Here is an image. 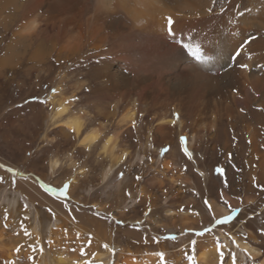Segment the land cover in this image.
<instances>
[{"label": "bare ground", "instance_id": "obj_1", "mask_svg": "<svg viewBox=\"0 0 264 264\" xmlns=\"http://www.w3.org/2000/svg\"><path fill=\"white\" fill-rule=\"evenodd\" d=\"M222 5L223 12L220 11ZM237 12L243 15H236ZM169 17L174 21V34L167 31ZM33 19L39 21L34 31L31 30ZM249 36L255 39L244 48L237 66L228 70L240 41ZM189 40L198 44V53L194 54L187 47ZM239 63L249 67L240 69ZM6 70L10 74L5 73ZM3 77L5 81L9 77L17 91L31 88L33 96L39 93L48 101L43 105L27 102L29 116L14 110L7 130H2L1 125L5 123L0 120L2 146L11 152L19 149L26 152L31 143L29 139L36 131L34 127L43 120L47 127L46 114L62 106L65 100H71L73 95L79 99L69 105V112L85 109L88 126L97 121H111L114 117L125 121L120 125L125 130L121 143L127 146L129 155L115 167L128 159L131 161L133 154L144 153L152 158L146 165L152 171L135 189L140 193L138 203L145 204L144 211L150 207L149 214L137 216L132 210L134 214L126 216L125 213L123 217L120 211L118 216L124 222L132 224L144 218V223H151L152 227L158 224L165 231L175 233L183 229L199 230L206 225V216L188 209L178 213L176 208V211L166 209L163 218L169 224L156 220V195H147L146 186L151 190L156 184L161 188L162 198L169 196L174 204L185 203L186 207H191L190 203L193 205L197 200L193 185L216 184L210 168L200 167L207 157L220 161L230 185L216 200L208 198L215 207L211 212L212 222L214 218L227 215L228 207L250 206L260 194L259 186L264 185V0H215V3L213 0H0V78ZM43 81L48 85L41 92L39 86ZM53 88L57 91L53 92ZM112 104H117L115 110ZM174 112L180 116L175 124L172 123ZM29 121L31 127L27 130L25 126ZM116 129L112 122L105 133ZM12 131H16L17 136ZM48 132L45 128L46 138H59L51 145L55 148L54 154L61 155L58 150L62 151L67 157V168H71L67 178L68 194L78 178L89 173L87 165L93 157L95 166H101L99 180L115 168L98 154V147L91 153L85 152L74 147L70 135L64 131L53 128L52 136ZM181 135L187 137V146L193 154L190 161L179 151ZM19 136L21 143H15L14 137ZM148 145L152 149H147ZM168 145H171L170 152L156 167L153 157L159 155L160 147ZM227 159L241 171V180L233 166L232 175L229 174L231 168L226 166ZM130 167L131 163H127L126 172H130ZM253 176L257 178L255 185ZM20 178L16 180V188L27 200L49 206L65 220L71 217L61 210L63 200L45 194L32 178ZM243 178L246 182L241 183ZM127 182L128 178L121 179L114 197L123 194L124 199L134 198L132 189L123 192ZM240 185H245L242 202L236 199ZM166 187L171 190L170 194ZM225 199L229 201L228 207ZM93 204L107 209L100 203ZM89 217L97 228L103 227L101 218L82 213L84 219L79 220L83 222ZM191 218L194 220L189 221ZM249 219L254 220V217L243 218L241 231L231 229L230 221L220 226L218 237H211L210 232L203 237L195 236L193 256L191 242L187 241L171 250L163 264H243V258L248 257L243 251L245 248L251 254V249L260 251L262 255L254 257L264 260V226H257V230L251 228L247 223ZM36 228L32 227L30 232L36 233ZM119 232L128 243L130 239V243H141L146 238L144 231L135 226L121 228ZM106 233L103 240L107 238ZM233 239L239 247L232 243ZM5 240L0 235V264H18L15 258L18 254ZM104 241L108 242V238ZM159 249L163 251L164 247ZM101 250L97 249L94 259L105 264L110 248L107 245ZM113 251V264H162L161 259L156 258V251L138 250L134 254L122 247L119 240ZM63 258H56L58 264L81 263ZM20 259V264H27L24 257Z\"/></svg>", "mask_w": 264, "mask_h": 264}, {"label": "rangeland", "instance_id": "obj_2", "mask_svg": "<svg viewBox=\"0 0 264 264\" xmlns=\"http://www.w3.org/2000/svg\"><path fill=\"white\" fill-rule=\"evenodd\" d=\"M6 72L9 73V71L7 70L5 71V73ZM9 74L7 76H9ZM10 81L11 79L9 77L6 78V81L4 77L2 79L0 78V120H3L4 122H2L5 123L4 125H1L2 130H7L10 123L9 119L14 118V110H17L18 112L22 111L27 116H29L30 110L28 109V107H26V101L32 102V97H38L39 100H44L42 94L40 95L39 93H36L37 95L33 96V94L35 95V93H32L31 88H26L23 90V92L17 91L15 89L16 87H14L13 84L11 85L12 81ZM47 85L48 84L46 82H44V84L42 85L40 84V91L42 92L43 90H45V87H47ZM38 103L39 102H37V104ZM41 105L43 104L41 103ZM5 118H7L6 121ZM45 124V120H43L40 125H36V127H34L36 131L32 138L29 139L31 143L30 145H28L29 151L27 150L26 152L23 151V149H19L18 151L13 152L7 150V147L2 146L3 136L0 134V164L6 166L5 168H0V170L4 173V175H0V178H2L0 179V235H2L4 239H6L5 241L7 242V245H12V248H14L13 250H15L16 254H18L15 257L16 260L19 261L18 264L21 263L20 258L23 257L25 258L27 264H58L57 259L59 256L64 257V260L71 263L81 261L80 264H99V262L94 259V254L99 248L102 249L101 251H104L105 244L109 246L110 253L105 257L104 262H106L105 264H113V250L118 240L120 241L122 247L124 246V248H127L128 250L134 252V254H136L138 250L141 252H146V250L156 251L155 255H157L156 258L158 259H160L158 253L164 251V259H166L167 255L171 254V250L180 248L188 241L191 242L193 256L195 250V246L193 243L195 241V236L203 237V235L201 236L199 235V233L203 232L205 228L211 229L210 233H212L211 237L213 238L218 237L217 235L220 234L217 231L220 229V226L223 225L214 226V221L212 222V213L215 210V207H212V213L209 212L204 205V200H208V198L215 199L222 190L227 192L228 188L223 187L224 177L215 172V168L220 166V161L211 160L210 157H207L206 161L204 162L201 161L200 167L210 168L213 182L216 184H207L200 186L193 185V193L197 200L194 201L195 204L193 205L192 203H190L191 207H186L185 203L176 205L169 200V196L162 198V194L159 193L161 188L159 189L158 185L156 184L151 187V190H149V188L146 186V188L148 189V193L146 192L147 195H156V198L154 197L156 199V212L154 213V218L156 220L160 221L161 223L166 222L169 224L170 222H167V220H164L163 218L166 209H173L174 211H176L174 209L176 208L177 213L179 211L183 212L188 209L191 210L192 213H196L199 216L201 215L202 217H207V224L201 227L199 230L183 229L181 232L175 233L171 231H165V229L160 227L158 224L152 227L150 225L151 223H144V218H142L139 222H134L132 224L128 223L127 220H125L124 222V220L119 218L120 216H118V212L120 211H122L123 217L125 216V213L126 216L134 214L132 210L136 212L137 216H140L142 213L144 215H148L150 212V207H146V210L144 211L145 204L138 203V197L140 193H138L139 191H135L137 183L141 184V182H143V180L137 181L135 179L136 175H143L145 179V177H149L148 174H150L152 171L151 169L148 170V168H146V165L149 162L147 159L149 154L145 155L144 153H139L137 156L133 154L131 161L128 159L121 166L115 167L108 175L107 180H105L103 183H101V180H99V172H101V166H95V163L93 162L95 161L94 157L89 160L87 167L90 166V168L88 167L90 171L86 174V177L78 178L76 183L72 186L71 192L70 194H68L66 200L63 196H61V200L67 202L72 209L71 214L66 210H64L63 213L67 212L65 216H71L73 220L71 219V217L69 219L66 218L65 220L62 215L56 213L54 210H52L51 213L48 212L47 209L50 208L49 206L40 205L35 201L33 202L27 200L24 195L16 188V180L18 177H21L20 179L22 180H26L24 178L27 176L29 178H32L33 182L35 183V180L33 178L38 176L45 183H49L53 186H62V184L67 181L69 174L68 171L71 172V168H67V162L65 161L60 168L55 170L54 173H50L48 168L44 165V160L46 159L51 149L53 152H55V148L51 147L52 144L46 146L40 152H37L35 150L38 142L41 144L43 143V141L39 140V137L41 134L45 133ZM30 127L31 125L29 121L26 123L25 129L28 130ZM12 133L14 136H17L16 131H12ZM48 134L50 136L53 135L51 131L48 132ZM14 139H16L15 143H21V136L17 138L14 137ZM58 139L56 140L58 141ZM26 145L27 143L24 144L23 147H25ZM148 148L149 150L152 149L150 145L147 146V149ZM32 151H34L35 154L30 157L28 153ZM58 151L62 155V151ZM162 158L163 157H161L160 155L155 156V158L153 157V159L157 161V163H155L157 165L156 167L160 165ZM141 160H144L143 165L140 163ZM231 162V159H227L226 166L229 165L231 168L232 165H235L234 162ZM127 163H131V173L126 172ZM7 168H13L16 170V172L10 173L7 171ZM234 169L237 170L238 167H235ZM231 170L232 168L229 170V174L232 175ZM184 171L186 174H189V171ZM120 172H124L123 178H128L127 184L123 186V192L132 189L135 194L134 198L126 197L124 199L123 194L114 197L116 188L112 187V185H114L118 181L120 186ZM126 173H128L127 176ZM238 174L240 175L241 171H239ZM242 177L240 175L239 179L241 180ZM226 178L228 181L227 175ZM243 181L244 178L242 179L241 183ZM89 189H92L90 193ZM165 189L166 192L170 194L171 190L168 187H166ZM237 189V192L239 193L238 195L241 196L243 195L242 191H244L245 185H240ZM258 189L260 190V194H258L257 197H254L255 202L253 201L250 206L243 205L238 207L240 211L237 213L233 221H231V229H239L241 231L240 223L242 222L243 218H246L247 216L254 217V220L249 219L247 221L251 228L255 227L257 230V226H259L260 228L262 227V225L264 226V185H260ZM227 194H229V192ZM93 202L102 204L107 208V211L103 210V208L101 207H98L97 204L94 205ZM218 203L221 204V201L219 200ZM25 205H27V208H25ZM76 209L79 210L77 211ZM61 210H63V208H61ZM82 213L86 214L87 217L94 216L99 219L101 218L100 221L102 220V222L104 223L103 227L106 228V230L103 231L101 229L103 227H101L100 229L97 228V226L93 222L94 220L92 221L90 217L86 220L87 222L83 221L86 223L80 221L84 219L82 218ZM96 213H99V215L97 216ZM256 213L258 215H255ZM241 216L244 217L241 219ZM116 220H120L123 223L118 225L115 222ZM191 220H194V218H191L189 221ZM34 226L37 227V234L30 232L32 231L31 229ZM128 226H135L139 230L144 231V237L146 236L147 238H145L146 242L143 240L144 242L141 243H138L137 241H133L130 243V239L128 243L126 237L122 234V232H119L121 228H127ZM94 227L98 231L94 229ZM105 232H107L106 235L108 238V242L104 241L107 240V238H104L103 240ZM173 236L176 237L175 240L171 239V237ZM14 244L16 246H14ZM161 246L164 247L163 251H159V248H161ZM19 253L21 255H19ZM242 261L243 264H253L248 257L243 258ZM156 262L159 261L156 260Z\"/></svg>", "mask_w": 264, "mask_h": 264}, {"label": "snow or ice", "instance_id": "obj_3", "mask_svg": "<svg viewBox=\"0 0 264 264\" xmlns=\"http://www.w3.org/2000/svg\"><path fill=\"white\" fill-rule=\"evenodd\" d=\"M213 3H215V0H213ZM208 11L211 12L212 9L209 8ZM220 11L221 12L224 11V6L223 5L221 6ZM236 15L242 16L243 13L237 12ZM167 24H168L167 31H170V32H172L174 34L175 33V29L173 27L174 21H173V19L171 17L167 18ZM254 39H255V37L249 36L248 38L243 39L242 41H240L239 45L237 46L236 50L233 53L232 64L230 65V68L228 70H230L233 67L237 66V62H238L240 56L243 54L244 48L249 43H251ZM187 47L194 54H196V53L199 52V46H198V44L197 43H192L191 40H189V42L187 43ZM238 67L240 69H247L249 66L246 63H239ZM52 91L53 92H56L57 90L55 88H53ZM233 91L235 92L236 89H233ZM78 99H79V97L77 95H73V97L71 98V100H65L64 101V105H68V106L69 105H73V104H75L78 101ZM32 100L33 101H37V102L42 103V104H47L48 103V101H46V100H39L38 97H32ZM26 103H27V101H26ZM111 107H112L113 110H115L117 108V104H112ZM241 111H243V109H241ZM68 115H71V112H69ZM141 115H143V113H141ZM173 116H174V119H173L172 123L175 124L177 122V120L180 119V116H179L178 113H175V112L173 113ZM84 119L86 120L85 117H84ZM88 127H89L88 125H85L84 130L80 132V135L81 136H83L84 131H87L88 130ZM131 127H132L133 130L136 128L135 121L132 122ZM56 129L58 131H64L66 134L70 135L73 140L76 138V132L72 128L66 127L65 125H59V126L56 127ZM124 133H125V130L123 129L121 131V133H120V142H121V136ZM105 135H106V133H105ZM103 140H104V137L101 136L98 140H96V142L94 144H91V146H89V147H79V149H82L85 152L91 153L96 147H98L103 142ZM178 143H179V151L181 152V154L184 157H186L189 161L192 160L193 154H192V152L189 150V148L187 146V137L184 136V135H181L179 137ZM170 150H171V145L162 146L159 149V155L161 157H164V156H166L170 152ZM34 154H35L34 151L28 153V155L30 157L33 156ZM128 155L129 154L127 152H125L123 154V159L122 160L126 159L128 157ZM147 159H148L149 162H151V159L152 158H151V156H148ZM257 159H259V158L257 157ZM140 163L143 165L144 164V160H141ZM232 166L235 168V165H232ZM5 167H6L5 165L0 164V168H5ZM161 167H163V165H161ZM169 167H171V165H169ZM7 171L10 172V173H15L16 172V170L13 169V168H7ZM237 171H239V169H237ZM215 172L218 173L220 176L224 177L223 187L224 188H229L230 185H229V183L227 181V178H226V169L224 167H222V166H218V167L215 168ZM200 175H203V173H200ZM123 176H124V172H120V178L121 179L123 178ZM0 179H2V178H0ZM25 179L27 180V179H29V177L26 176ZM33 179L35 180V184L40 189H42L45 194H48L50 197L51 196H55L58 201H60L61 196H63L65 198V200L67 199L68 190H69V187H70L69 182L65 181L62 184V186H53V185H51L49 183H45L38 176L37 177H34ZM135 179L137 181H141V180L144 179V177H143V175H136ZM256 180H257V178L255 176H253L252 177V182H253L254 185L256 184ZM257 186H259V185H257ZM236 199L237 200H240L242 202V197L241 196L238 195L236 197ZM61 204H62L63 210H66V211H68L71 214L72 209H71L70 205L67 202H64V201H61ZM224 204H225L226 207H228L229 201L225 199L224 200ZM204 205L208 209L209 212H212L213 211L212 206H211L209 200L205 199L204 200ZM25 208H27V205H25ZM76 210L78 211L79 209H76ZM47 211L51 213L52 212V209L51 208H48ZM239 211H240L239 208H236V207H228V214L227 215H223V216H221L219 218H214V226L215 225H224V224H227L230 221H233V219L236 217V215H237V213ZM96 215L98 216L99 213H96ZM115 222L118 225L123 223L120 220H116ZM210 231H211L210 228H205L203 230V232L199 233V235L202 236L205 233H208ZM171 239L175 240L176 237L173 236V237H171ZM193 243H195V242H193ZM232 243L233 244H236L235 239L232 240ZM104 246L107 247L106 244ZM236 246L239 247L238 244H236ZM243 251H245L246 253H248V258L253 261V264H260V261L256 260L255 257L248 251L247 248L243 249ZM158 255H159V257L161 259V262L163 264V261H164V253L161 252V253H158ZM189 259H191V257H189Z\"/></svg>", "mask_w": 264, "mask_h": 264}, {"label": "clouds", "instance_id": "obj_4", "mask_svg": "<svg viewBox=\"0 0 264 264\" xmlns=\"http://www.w3.org/2000/svg\"><path fill=\"white\" fill-rule=\"evenodd\" d=\"M139 26V25H137ZM39 27V21L33 19L31 22V30L34 31ZM70 110V106L62 105L58 108H55L54 111H51L50 114H46L47 117V127L46 131H51L53 128H56L59 125H65L66 127L72 128L76 132V138L73 141L74 147H89L91 144H94L96 140H98L101 136L104 137L103 142L98 146V154H102L106 159H108L112 163V167L118 166L119 163L123 159V154L125 152L128 153V148L125 144H121L120 142V133L123 130L120 128V125H123L125 121L121 118L114 117L113 120H104L97 121L96 124L88 127L87 131H84L83 136L80 135V132L84 130L85 125H88V121L84 119L86 115V110L81 108L79 111H72L71 115H68ZM114 122L117 126V129L108 132L105 135L107 128L110 124ZM71 137V136H70ZM39 140L43 141V143H37L36 151L40 152L43 148L48 145H51L55 142L56 137H45V133L41 134ZM67 159L65 154L56 155L54 152H49L44 165L48 168L50 173H54L56 169L60 168L64 161ZM108 174L104 175V178L101 180L103 183L107 180ZM112 187L118 189L119 182L117 181ZM92 189H89V193ZM11 206V204H10ZM253 256L261 255L260 251L256 249H251ZM260 264H264V260L260 261Z\"/></svg>", "mask_w": 264, "mask_h": 264}]
</instances>
